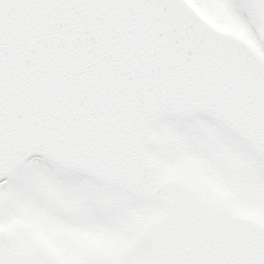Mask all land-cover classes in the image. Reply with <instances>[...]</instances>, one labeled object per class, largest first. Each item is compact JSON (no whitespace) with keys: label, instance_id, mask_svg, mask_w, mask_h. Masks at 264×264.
Listing matches in <instances>:
<instances>
[{"label":"snow or ice","instance_id":"snow-or-ice-1","mask_svg":"<svg viewBox=\"0 0 264 264\" xmlns=\"http://www.w3.org/2000/svg\"><path fill=\"white\" fill-rule=\"evenodd\" d=\"M0 264H264V0H0Z\"/></svg>","mask_w":264,"mask_h":264},{"label":"rangeland","instance_id":"rangeland-1","mask_svg":"<svg viewBox=\"0 0 264 264\" xmlns=\"http://www.w3.org/2000/svg\"><path fill=\"white\" fill-rule=\"evenodd\" d=\"M223 27L228 28L229 26L228 25H224Z\"/></svg>","mask_w":264,"mask_h":264}]
</instances>
